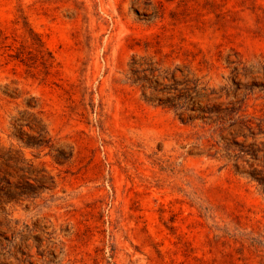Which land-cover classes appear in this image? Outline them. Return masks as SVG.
<instances>
[{"label": "rangeland", "instance_id": "374dc122", "mask_svg": "<svg viewBox=\"0 0 264 264\" xmlns=\"http://www.w3.org/2000/svg\"><path fill=\"white\" fill-rule=\"evenodd\" d=\"M0 264H264V0H0Z\"/></svg>", "mask_w": 264, "mask_h": 264}]
</instances>
